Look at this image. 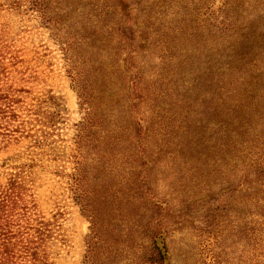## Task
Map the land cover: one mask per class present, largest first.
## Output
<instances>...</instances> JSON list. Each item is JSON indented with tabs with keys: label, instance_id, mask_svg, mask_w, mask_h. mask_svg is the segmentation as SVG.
Wrapping results in <instances>:
<instances>
[{
	"label": "rangeland",
	"instance_id": "rangeland-1",
	"mask_svg": "<svg viewBox=\"0 0 264 264\" xmlns=\"http://www.w3.org/2000/svg\"><path fill=\"white\" fill-rule=\"evenodd\" d=\"M11 1L29 107L52 92L56 146L84 139L81 204L50 169L33 190L46 219L65 213L51 261L139 264L158 244L166 264H258L264 0H43L50 33Z\"/></svg>",
	"mask_w": 264,
	"mask_h": 264
},
{
	"label": "trees",
	"instance_id": "trees-1",
	"mask_svg": "<svg viewBox=\"0 0 264 264\" xmlns=\"http://www.w3.org/2000/svg\"><path fill=\"white\" fill-rule=\"evenodd\" d=\"M38 14L40 26L52 32L48 8L43 0H26ZM21 0L11 1L10 7L21 9ZM53 39H57L54 33ZM69 63L66 73L72 80L71 47L60 41ZM64 44V45H62ZM21 59L16 47L0 31V264H56L51 261L50 244L60 227L65 213L58 212L46 219L39 210L33 190L42 175L51 172L66 187L68 198L81 204L84 139L79 135L63 141L58 148L56 128L61 117L57 110L58 97L44 93L37 105L30 106L25 72L20 69ZM55 107V109H52ZM59 149V150H58ZM212 213L210 216H213ZM214 226L215 219L209 221ZM167 252V251H165ZM145 261L139 264H166V254L158 244ZM84 264H93L84 261ZM258 264H264L261 257Z\"/></svg>",
	"mask_w": 264,
	"mask_h": 264
}]
</instances>
